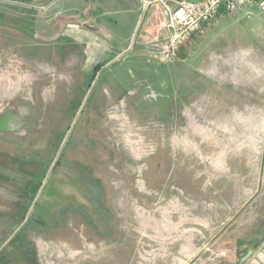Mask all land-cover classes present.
<instances>
[{
  "label": "rangeland",
  "instance_id": "obj_1",
  "mask_svg": "<svg viewBox=\"0 0 264 264\" xmlns=\"http://www.w3.org/2000/svg\"><path fill=\"white\" fill-rule=\"evenodd\" d=\"M41 14L0 3V264H223L264 229V12L168 62L129 36L87 59Z\"/></svg>",
  "mask_w": 264,
  "mask_h": 264
},
{
  "label": "crops",
  "instance_id": "obj_2",
  "mask_svg": "<svg viewBox=\"0 0 264 264\" xmlns=\"http://www.w3.org/2000/svg\"><path fill=\"white\" fill-rule=\"evenodd\" d=\"M0 3L16 10L43 13L41 17L45 20H39L43 26L64 28L62 36L80 39L88 46L86 58L96 61L108 54L119 55L125 52L126 49L122 46L128 36L130 42L133 40L139 45V51L145 53V42L154 33L163 16L158 2L146 6L145 0H0ZM108 12L115 15L112 18L115 24L122 22L127 28L125 39L116 41L119 45L117 48L111 46L108 39L91 35L89 30L82 29L80 25H87L97 19L99 13ZM90 13H93V16ZM100 28L104 26L100 25ZM263 230L257 229L250 232V235L241 232L240 235L232 234L231 237L225 233V242L231 245L226 248L231 249L229 248V259L223 264H264ZM248 251L251 253L247 255Z\"/></svg>",
  "mask_w": 264,
  "mask_h": 264
},
{
  "label": "built area",
  "instance_id": "obj_3",
  "mask_svg": "<svg viewBox=\"0 0 264 264\" xmlns=\"http://www.w3.org/2000/svg\"><path fill=\"white\" fill-rule=\"evenodd\" d=\"M158 2L162 18L145 42L148 60L168 62L179 56L181 47L201 35L226 12L251 17L264 12V0H145Z\"/></svg>",
  "mask_w": 264,
  "mask_h": 264
},
{
  "label": "trees",
  "instance_id": "obj_4",
  "mask_svg": "<svg viewBox=\"0 0 264 264\" xmlns=\"http://www.w3.org/2000/svg\"><path fill=\"white\" fill-rule=\"evenodd\" d=\"M100 64L99 63H96L93 67V71L97 70L99 68ZM93 76V75H92ZM90 76V78L92 77ZM34 219V218H33ZM22 244V243H21Z\"/></svg>",
  "mask_w": 264,
  "mask_h": 264
},
{
  "label": "water",
  "instance_id": "obj_5",
  "mask_svg": "<svg viewBox=\"0 0 264 264\" xmlns=\"http://www.w3.org/2000/svg\"><path fill=\"white\" fill-rule=\"evenodd\" d=\"M250 253H251V251H248L247 255L250 254Z\"/></svg>",
  "mask_w": 264,
  "mask_h": 264
}]
</instances>
